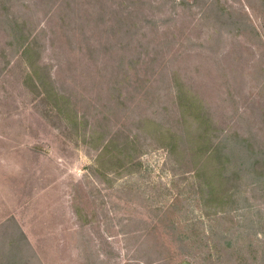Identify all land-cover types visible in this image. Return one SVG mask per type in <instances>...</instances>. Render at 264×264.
Returning <instances> with one entry per match:
<instances>
[{"label": "rangeland", "instance_id": "obj_1", "mask_svg": "<svg viewBox=\"0 0 264 264\" xmlns=\"http://www.w3.org/2000/svg\"><path fill=\"white\" fill-rule=\"evenodd\" d=\"M0 264H264V0H0Z\"/></svg>", "mask_w": 264, "mask_h": 264}]
</instances>
